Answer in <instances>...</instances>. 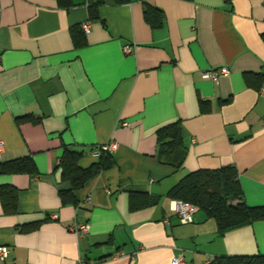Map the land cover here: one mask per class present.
<instances>
[{
	"label": "crops",
	"instance_id": "1",
	"mask_svg": "<svg viewBox=\"0 0 264 264\" xmlns=\"http://www.w3.org/2000/svg\"><path fill=\"white\" fill-rule=\"evenodd\" d=\"M76 2L0 0V162L31 156L36 165L0 173V186L18 190L16 213L0 200V245L10 249L0 264L264 254V220L220 235L197 207L182 223L169 195L191 171L234 165L245 201L264 205V0H104L96 20L86 0ZM148 3L164 12L162 25L146 20ZM85 22L76 47L72 28ZM222 67L231 71L218 83L203 77ZM247 73L259 77L249 84ZM177 120L188 148L181 168L160 160L157 141ZM110 143L114 164L76 192L77 203L63 202L64 146L83 151L88 167ZM132 191L156 202L132 209ZM83 223L87 233L73 229Z\"/></svg>",
	"mask_w": 264,
	"mask_h": 264
},
{
	"label": "trees",
	"instance_id": "2",
	"mask_svg": "<svg viewBox=\"0 0 264 264\" xmlns=\"http://www.w3.org/2000/svg\"><path fill=\"white\" fill-rule=\"evenodd\" d=\"M62 8H70L77 4L76 0H56ZM129 0H117L123 3ZM90 19L100 18L99 6L104 0H86ZM145 18L153 26L162 25L164 12L148 3L145 9ZM76 47L86 43V32L79 26L72 28ZM253 76L247 73L250 84ZM264 79H262V83ZM230 100V99H229ZM201 111L207 110V101L201 100ZM159 145V158L162 162L181 168L188 154V148L183 137V123L181 120L168 123L157 130ZM99 160L88 167L81 165L83 151H77L64 146L58 164L61 179L68 182L70 187L59 190L63 202L77 203L76 192L95 178L101 171L114 164L112 152L100 148ZM36 165L31 156H25L9 162H0V173L27 172L35 173ZM169 195L174 200L192 203L195 207L205 211L208 217L214 218L218 225V232L223 235L227 230L258 220H264V205H249L244 199V190L239 179V171L234 165L222 166L217 169H198L187 173L170 190ZM0 200L5 212L16 213L18 190L13 186H0ZM142 191H132L131 208L155 203ZM208 264H264V254L252 255H218L214 256Z\"/></svg>",
	"mask_w": 264,
	"mask_h": 264
},
{
	"label": "built area",
	"instance_id": "3",
	"mask_svg": "<svg viewBox=\"0 0 264 264\" xmlns=\"http://www.w3.org/2000/svg\"><path fill=\"white\" fill-rule=\"evenodd\" d=\"M82 29L88 33L90 31V23L85 22L82 24ZM124 50L126 52H131L133 50L132 45H125ZM230 68L229 67H222L220 69H212L209 71H206L203 73L204 78L211 79L212 81L218 83L220 81V78L222 76H226L230 74ZM125 126H129V123L127 121L123 122ZM117 148L116 143H110L109 145H105L103 147L104 150L113 152ZM5 150V142L3 139H0V159L2 157V154ZM100 155V151H99ZM195 206L192 203L184 202L180 200H175L173 202V209L180 217V220L182 223H189L191 222L193 212L195 210ZM73 229L77 231L78 233H87L89 231V224L83 223L80 225H76ZM10 249L8 246L0 245V260L6 259V257L9 255ZM79 264H89L85 262L83 259L80 260ZM172 264H185V259L183 255H179L174 257Z\"/></svg>",
	"mask_w": 264,
	"mask_h": 264
}]
</instances>
